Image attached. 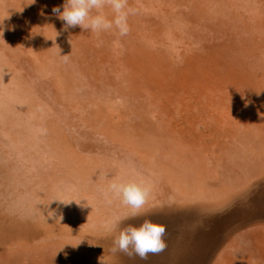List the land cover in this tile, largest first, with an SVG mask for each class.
Returning <instances> with one entry per match:
<instances>
[{
  "label": "rangeland",
  "instance_id": "rangeland-1",
  "mask_svg": "<svg viewBox=\"0 0 264 264\" xmlns=\"http://www.w3.org/2000/svg\"><path fill=\"white\" fill-rule=\"evenodd\" d=\"M25 1L0 0V264H264V0H128L124 37ZM145 219L166 248L114 252Z\"/></svg>",
  "mask_w": 264,
  "mask_h": 264
},
{
  "label": "clouds",
  "instance_id": "clouds-1",
  "mask_svg": "<svg viewBox=\"0 0 264 264\" xmlns=\"http://www.w3.org/2000/svg\"><path fill=\"white\" fill-rule=\"evenodd\" d=\"M106 6L112 10L111 20L103 12ZM93 10H96L95 14ZM52 14L64 22L65 30L80 26L98 34L115 29L119 36L124 37L130 31L128 18L137 14V9L129 7L128 0H65L63 11L56 6L52 8ZM109 191L113 196L121 197L123 204L134 210L143 208L149 195V188L137 182H113L109 185ZM135 215L134 212L133 217ZM165 234L164 224L145 219L138 227L130 225L121 229L114 239L113 251L146 260L149 254L160 253L166 248Z\"/></svg>",
  "mask_w": 264,
  "mask_h": 264
},
{
  "label": "bare ground",
  "instance_id": "bare-ground-1",
  "mask_svg": "<svg viewBox=\"0 0 264 264\" xmlns=\"http://www.w3.org/2000/svg\"><path fill=\"white\" fill-rule=\"evenodd\" d=\"M14 1V4L15 3H22L23 4V6H24V10H26L29 6H31L32 4L30 3V1H29V3H27L25 0H13ZM26 3V4H25ZM8 7L9 8H11V6L10 5H8ZM41 7L39 6V9H40ZM2 12H0V14H1ZM6 13V12H5ZM4 18H5V21H8L7 20V18L8 17H5L4 16ZM1 19V18H0ZM3 20V19H2ZM7 23H9V22H7ZM22 25H25V22H23V24ZM44 33L43 34H41L40 35V37H39V42H41V41H43L42 40V38L44 37ZM41 52V51H40ZM36 53V52H35ZM38 55H39V52L37 53ZM40 55H43V57L45 56L43 53L42 54H40ZM60 66V68H57V70L61 73V65H60V63H59V61H57V66ZM40 70H43V67H41L40 66V68H39ZM46 70V69H45ZM55 70H56V68H55ZM83 74H84V72H83ZM83 74H82V76H83ZM84 80H86V78H84ZM130 88H131V85H129V84H126L125 82L123 83V84H121L119 87H118V92L120 93V96H122V97H129V90H130ZM106 140V139H105ZM107 141V140H106ZM108 142V141H107ZM98 144H100V145H102L103 146V144H102V142H97ZM108 146H109V144H108ZM108 146H105V148H107ZM165 146L166 145H164V146H162V147H160L159 148V150L161 149V150H163L164 151V148H165ZM168 147L166 146V149H167ZM175 148V147H174ZM169 150H170V146H169ZM182 153H178V154H175V155H178V156H182L181 155ZM149 158H151V154H148L147 155ZM165 157H166V154H164V153H162V152H158L157 153V156H156V160H160L161 159V161H163L164 159H165ZM254 157V156H253ZM245 159V158H244ZM249 159V158H248ZM256 159V158H255ZM261 159V158H260ZM264 159V158H263ZM253 160H254V158H253ZM246 161H247V159H246ZM256 161H258L257 159H256ZM250 163V162H249ZM260 163V162H259ZM246 164V163H245ZM251 164V163H250ZM249 164V165H250ZM261 165H262V163H261ZM246 166H248V165H246ZM255 166H257V165H255ZM261 167V166H260ZM248 168H249V166H248ZM253 168H255V167H253ZM252 170V169H251ZM244 174V173H243ZM225 185V184H224ZM221 187H222V185H221ZM221 189V188H220ZM78 226H81L82 224H84V226L85 227H87L88 225H87V223L86 222H79L78 220H76V222H75ZM82 223V224H81ZM174 231V230H173ZM42 235V234H41ZM45 235V234H44ZM180 236V235H179ZM41 237V236H40ZM89 238V237H88ZM91 241H93V240H91ZM102 241V240H101ZM95 244V243H94ZM214 262V261H213Z\"/></svg>",
  "mask_w": 264,
  "mask_h": 264
}]
</instances>
